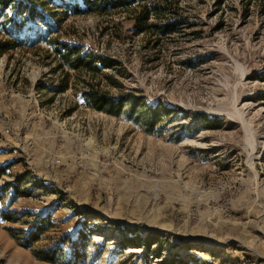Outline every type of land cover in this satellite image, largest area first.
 Wrapping results in <instances>:
<instances>
[{"label": "rangeland", "instance_id": "obj_1", "mask_svg": "<svg viewBox=\"0 0 264 264\" xmlns=\"http://www.w3.org/2000/svg\"><path fill=\"white\" fill-rule=\"evenodd\" d=\"M148 5L166 8L148 24L180 29L140 33L141 5L75 16L56 1L50 38L105 61L99 75L63 66L48 43L0 56V167L11 165L0 188L27 173L33 189L9 209L19 223L0 214V264H50L34 250L64 239L78 264H264V0ZM91 89L162 104L171 118L149 134L87 108ZM35 216L55 227L26 249L9 230Z\"/></svg>", "mask_w": 264, "mask_h": 264}, {"label": "trees", "instance_id": "obj_2", "mask_svg": "<svg viewBox=\"0 0 264 264\" xmlns=\"http://www.w3.org/2000/svg\"><path fill=\"white\" fill-rule=\"evenodd\" d=\"M56 1L61 8L63 7L62 9L68 7L75 16L129 12L133 7L141 5L143 11L135 16L136 29L140 33L161 28L158 33L166 35L179 30L181 26V23L172 26L169 23L162 24L163 26L148 24L151 16L162 17L166 10L165 7L159 5L149 6V0H80L81 5L77 3L78 0H68L67 4H64L63 0H0V21L3 20L1 22L2 29L8 37L5 42H0V56L9 51L20 49L25 44L31 43L34 46L48 43L55 47L57 59L63 66L78 72L86 71L92 75H99L102 68L107 65L105 61L85 56L77 47L59 44L57 40L50 38L53 22L58 24L61 15L57 11L59 8L56 6ZM82 8L87 10L83 11ZM7 11H11L12 15L7 16ZM62 15L67 16V13ZM63 91L62 88L61 92ZM84 102L87 108L95 111L105 112L115 117L127 116L136 124L146 127V132L149 134L169 120L172 115L166 106L159 104L152 107L146 104L144 99L137 98L132 94L115 99L91 89L84 93ZM10 168L9 164L0 167V181ZM28 177L27 173L20 174L14 179V182H4L1 186L0 204L7 194L10 195V201L2 204L6 210L0 212L4 222L17 224L21 221L20 216L18 217L16 212H10L9 209L17 199L31 197L33 189L26 188ZM32 180L37 182L36 179ZM28 225L30 227L27 230L11 228L9 230L11 236L19 240L20 245L26 249H33L55 227L49 218H37L36 216L34 222ZM161 239L162 236L159 234L149 236L147 247L150 249L152 245L161 243ZM78 241H83V239ZM61 243L51 248L34 250V256L38 260L50 264H78L83 257L82 251H78V246L74 244L73 247L69 239L61 240ZM66 243H69V253L62 248ZM160 248L161 246L158 247V249Z\"/></svg>", "mask_w": 264, "mask_h": 264}]
</instances>
